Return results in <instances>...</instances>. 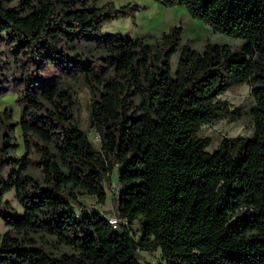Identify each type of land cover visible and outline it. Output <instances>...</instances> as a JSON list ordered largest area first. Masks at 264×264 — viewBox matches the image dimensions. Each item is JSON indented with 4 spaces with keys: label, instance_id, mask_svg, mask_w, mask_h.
I'll return each instance as SVG.
<instances>
[{
    "label": "trees",
    "instance_id": "1",
    "mask_svg": "<svg viewBox=\"0 0 264 264\" xmlns=\"http://www.w3.org/2000/svg\"><path fill=\"white\" fill-rule=\"evenodd\" d=\"M155 1L184 6L245 43L240 51L209 43L203 53L185 46L173 71L181 26L156 45L146 42L151 34L103 33L107 21L132 15L131 3L0 0V95L21 85L22 107L16 125L10 107L0 113V218L10 227L0 264H141L140 251L159 248V264H264V0ZM50 67L88 78L100 150L78 125L74 93L45 76ZM243 82L255 98L254 132L224 138L210 152V138L199 132L240 114L220 96ZM17 126L26 150L20 158L10 156ZM116 166L115 210L128 221L120 230L98 212L75 210L80 196L106 203ZM12 189L22 215L3 201ZM33 236L73 251L56 253Z\"/></svg>",
    "mask_w": 264,
    "mask_h": 264
},
{
    "label": "rangeland",
    "instance_id": "2",
    "mask_svg": "<svg viewBox=\"0 0 264 264\" xmlns=\"http://www.w3.org/2000/svg\"><path fill=\"white\" fill-rule=\"evenodd\" d=\"M97 6H103L108 2H113L117 8L132 4V15L120 16L107 21L103 26V33L122 34L132 39H137L145 34H151L146 42L156 45L162 41L164 33L169 32L175 26H181V42L177 51L173 54L171 63L173 71L176 69L180 54L185 46H190L200 52L206 50L210 44H228L232 50L240 51L245 43L244 39L231 37L215 31L211 26L202 20L193 18L184 6L167 7L155 0H93ZM13 64V59H9ZM15 66V64H13ZM45 76L53 77V81L63 88L70 89L78 100L77 122L79 127L84 130L96 149H101V138L98 132L91 125L92 103L94 100V90L89 84L88 78L82 73L65 74L58 67H50L45 71ZM115 74L110 71L109 77ZM52 82V80H51ZM21 85L17 87L10 86L5 94L0 95V113L7 107L13 111V121L15 125L21 118L22 107L17 102L18 91ZM220 99L229 106L230 110H239L240 114L232 113L227 117L215 120L202 126L199 136L210 138L208 151L213 152L220 146L224 138H234L237 136L250 137L254 132V118L251 113L255 105V98L252 94V88L248 82L236 84L220 96ZM4 130H0V137ZM13 144H16L15 150L10 152V156L21 157L25 154V145L22 130L19 126L14 131ZM2 145V143H1ZM119 167L116 166L111 175V184L106 189L107 200L101 204L96 196H80L79 200L82 207H76L78 214L83 212H98L103 215H117L113 196H118L120 192ZM2 176L9 178L10 172L5 167L2 170ZM113 194V195H112ZM9 206L7 209L16 211L19 214L24 213V208L16 197L15 189L7 192L3 196ZM125 224L124 222L122 225ZM122 228V226H121ZM131 235L135 240L139 239L141 232L140 221H135L131 226ZM10 230L5 220L0 218V242L4 234ZM38 245H44L49 250L56 253L71 252L68 247H57L58 243L52 238L33 236ZM56 243V244H55ZM143 256L141 264H159L163 261L161 249L155 251H140Z\"/></svg>",
    "mask_w": 264,
    "mask_h": 264
},
{
    "label": "built area",
    "instance_id": "3",
    "mask_svg": "<svg viewBox=\"0 0 264 264\" xmlns=\"http://www.w3.org/2000/svg\"><path fill=\"white\" fill-rule=\"evenodd\" d=\"M103 215V214H102ZM108 222L112 225V227L116 230H120L122 223L128 224V221L126 219L120 218L118 215L112 214V215H104Z\"/></svg>",
    "mask_w": 264,
    "mask_h": 264
}]
</instances>
